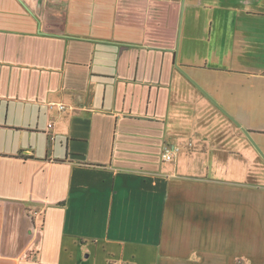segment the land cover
Returning <instances> with one entry per match:
<instances>
[{
    "label": "crops",
    "instance_id": "0c3cea01",
    "mask_svg": "<svg viewBox=\"0 0 264 264\" xmlns=\"http://www.w3.org/2000/svg\"><path fill=\"white\" fill-rule=\"evenodd\" d=\"M243 129L264 0H0V264H264Z\"/></svg>",
    "mask_w": 264,
    "mask_h": 264
},
{
    "label": "built area",
    "instance_id": "2783aa9c",
    "mask_svg": "<svg viewBox=\"0 0 264 264\" xmlns=\"http://www.w3.org/2000/svg\"><path fill=\"white\" fill-rule=\"evenodd\" d=\"M61 108H64V105H61ZM52 126V124H50ZM51 141H54V136H51ZM178 147L174 144H167L164 148L162 159L164 162H172L175 160Z\"/></svg>",
    "mask_w": 264,
    "mask_h": 264
},
{
    "label": "rangeland",
    "instance_id": "374dc122",
    "mask_svg": "<svg viewBox=\"0 0 264 264\" xmlns=\"http://www.w3.org/2000/svg\"><path fill=\"white\" fill-rule=\"evenodd\" d=\"M252 137V136H251ZM252 139H253V141L256 143V141H255V139L252 137ZM248 172L249 173H254V169H255V162L251 159V158H249V160H248ZM250 175V174H249Z\"/></svg>",
    "mask_w": 264,
    "mask_h": 264
},
{
    "label": "water",
    "instance_id": "95a60500",
    "mask_svg": "<svg viewBox=\"0 0 264 264\" xmlns=\"http://www.w3.org/2000/svg\"><path fill=\"white\" fill-rule=\"evenodd\" d=\"M243 131L245 132V134L248 136V138L250 139V141L253 143V145L257 148V150L260 152V154L262 155V157L264 158V153L261 151V149L257 146V144L253 141L249 131H247L246 129H243Z\"/></svg>",
    "mask_w": 264,
    "mask_h": 264
}]
</instances>
